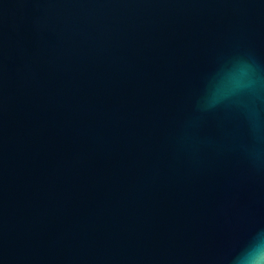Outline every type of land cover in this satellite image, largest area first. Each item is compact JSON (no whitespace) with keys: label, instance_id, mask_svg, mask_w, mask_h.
I'll return each instance as SVG.
<instances>
[{"label":"water","instance_id":"95a60500","mask_svg":"<svg viewBox=\"0 0 264 264\" xmlns=\"http://www.w3.org/2000/svg\"><path fill=\"white\" fill-rule=\"evenodd\" d=\"M261 229L264 0H0V264H231Z\"/></svg>","mask_w":264,"mask_h":264},{"label":"clouds","instance_id":"9594fccd","mask_svg":"<svg viewBox=\"0 0 264 264\" xmlns=\"http://www.w3.org/2000/svg\"><path fill=\"white\" fill-rule=\"evenodd\" d=\"M242 86L240 80L234 81V90H238ZM226 98L224 92L214 88L207 97L206 106L214 107ZM231 264H264V229L259 230L249 238L232 258Z\"/></svg>","mask_w":264,"mask_h":264}]
</instances>
